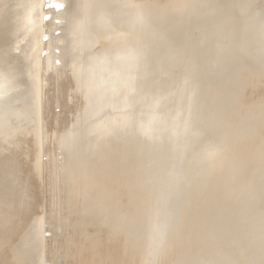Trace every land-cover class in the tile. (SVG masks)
I'll list each match as a JSON object with an SVG mask.
<instances>
[{"label":"bare ground","instance_id":"obj_1","mask_svg":"<svg viewBox=\"0 0 264 264\" xmlns=\"http://www.w3.org/2000/svg\"><path fill=\"white\" fill-rule=\"evenodd\" d=\"M66 1L67 3L71 2V7L69 6L66 12L76 17V21L70 24L66 30L68 32L67 36L70 35L67 38L70 49L77 50L75 57L72 58L79 61L86 57L87 53H91L85 59L86 62H83L88 75H90L88 77L92 80L86 88L83 87L84 91L92 97L93 102L89 104L91 109L84 120L90 131L89 134L87 133L88 135L83 133L88 138L81 146V151L84 153L83 158L81 157L80 161L73 160L69 171L67 170L68 168L66 169V172L68 171L71 176V179L67 180L71 181L69 189L73 199L71 210H69L72 216L82 218L81 220L78 219V221H72L71 230H73L74 236L76 235L72 240L75 239L82 242L83 264H145L150 257L160 260L157 264H264V239L256 232H253L252 238L255 239L256 250L255 254L249 253L248 251H251V248L244 244V238L249 235L250 229H247L248 227L240 221L242 220L241 217V219H237L235 210H238V208H228L227 213L226 211H220L225 209L217 205L216 196L215 203L214 200H208L205 203L192 204L191 213L180 223L178 232H171L174 225L170 221L165 232L166 234L171 232L169 235L155 233L156 218H168L172 212L168 210V205L165 201H163L164 203L160 202L161 197L152 196L150 199L148 197L145 199L139 197V193L145 192L147 194L146 187L149 188L151 186V179L145 182V177H140L142 180L139 181L132 177H135V174L138 177L146 175L144 172L148 170L145 167L150 159L148 156L149 152H151L150 157L152 158L154 156L152 155L153 151L156 153V151L167 149L166 143L159 140L156 141L157 135L162 134V129L156 127V123L160 118L158 115L153 116L148 112L142 121V124H144L142 129L130 131H140V133L138 132V138L133 137L132 132L131 137L126 136L127 141L123 142V138L118 133V128L126 124L128 130L133 129L131 118H125L126 116L120 111L115 117L108 116V102L110 101H108L106 94L97 91L100 80L103 81L104 78H108V86L115 92L116 97L127 100V103L133 101V97H136V95L131 93L133 90L130 86L137 73V68H131L134 49H123L121 44L118 45L117 40L136 32L138 13L140 11L142 13L143 10H139V6L134 7L135 0ZM148 1L151 2L144 4V7L148 6L147 8L149 9L147 12L149 19L146 20L145 24L149 23L152 31L162 32L164 48L163 50H158L160 51V58L166 57L172 68L178 72L179 75L177 73L176 75L185 77V81L179 83V85L176 83L170 84V81L164 83L165 80L163 81L162 79L159 81L155 80L152 83L154 81L152 79L149 81V83L151 82L148 87L149 94L137 96L136 98L139 97L140 99L144 96L142 99L146 100V97L152 95L153 101H159L160 103L163 100L166 101L165 98H167L171 89L185 95L189 94V99L193 101L198 97V94L204 95L210 101L217 103L212 111L200 115L202 110L197 109L195 105L194 107L188 106L186 108V114L190 117L189 120H193L196 114H198V118L201 116L202 123L194 127L197 132L208 131L209 135L207 137L211 136L208 139L205 138L206 142L204 139L200 140L199 148L197 149L202 150L209 140L218 141L219 138L228 140L227 137L224 139L223 136L226 135L222 134H225L227 130L245 127L246 117L244 118L243 111L241 112L239 109H231L229 111L231 113L224 110L225 114L228 115L229 121H223L219 127L218 117L223 112H219V109L223 108L222 105L225 100L223 101L220 95L218 96V93L223 92L222 90L225 88L224 86L222 89L219 88L220 85H223V82L216 76H223L224 71L227 70H222V67L230 63L232 74L238 76V79H243L247 76L264 77V54L249 57L243 60L242 63L229 60L231 53L225 54L224 52L226 51H223V46H228L226 43L232 37L230 32L231 22L225 19L230 14H226L221 20L217 19L215 9L210 7L209 4L206 6L208 0ZM61 4L64 3L62 2ZM38 6L39 0H0V236L2 237L0 242L3 245L12 242V238L14 240V237L20 236V233H23L27 228L26 222L37 213L35 203L38 199V159L33 156L32 158L30 157V146L28 147L26 144H28V139L35 140L36 133L34 130L38 122L36 109L38 108L36 106L38 90L33 83L35 60L30 51L38 40L36 36L38 34V15L35 17V11ZM63 6L65 7V5ZM174 9L182 11L176 14ZM221 9L222 7L219 6V10ZM198 13L199 16L192 15ZM255 16H257V13ZM112 18L118 20L117 26L116 24L113 27L110 25ZM190 19L191 24L189 25ZM96 24H99L98 28L92 30ZM156 25L157 28L152 29ZM205 27L207 28L203 33ZM219 33L220 40H217L216 37ZM103 42L109 44L108 49L105 48L100 53L91 52L92 49ZM224 42L225 45L223 44L220 48L221 53H219L217 47H220V44ZM241 47H243V44ZM194 52L198 53V57L193 58L192 53ZM214 58L220 60V63H217L219 67L216 69L219 72L213 75L215 76L213 81H208L205 80L204 70L214 67ZM109 63L111 65L110 68L108 67ZM122 68H126V79H123V76H117ZM250 69H253V73L249 71ZM104 70H108L111 75L102 76L104 75ZM244 70H247L246 74ZM173 85L176 88H172L171 86ZM259 86L264 92V83L262 82ZM233 90V87L231 91L225 89V95H230L229 99L227 98L228 105L232 101L235 106H244L243 98L239 99V97L234 98L231 96L232 93L229 92ZM88 110L86 111L88 112ZM102 112H105V115L98 123L97 119L101 118V116L95 119L93 114ZM230 120L232 121L230 122ZM258 123L260 126L262 125L261 130L247 138V140H243L239 148L224 153L225 147L217 146L215 153L220 155L221 164H225L223 162L237 163L243 160L247 165L254 167L259 163L258 161L264 158V109L260 113ZM228 124L230 127L224 130L222 127L229 126ZM211 125H215V127L211 128ZM129 126L132 127L128 128ZM191 137L195 142L196 137H194V134ZM33 143L34 145L36 144L34 141ZM80 143H82V140ZM78 144H76L77 148ZM242 144L248 146L246 147ZM159 154H163V151ZM244 157L246 158L244 159ZM199 158L201 159L200 156ZM200 159H198L199 161L196 160V162L203 164ZM201 160L208 161L206 157ZM143 162H146V165L145 163L143 165L144 167L140 164ZM208 168L210 169L206 172L208 175L207 185L210 186V190L225 192L226 187L235 184L232 188L233 193L230 195L236 197L240 192H243L242 185L240 183L236 185L235 172L230 171V173L222 175L224 168L221 169L220 165ZM211 177L212 181H210ZM248 182L243 184L247 185ZM124 190L130 193L134 191L137 196L126 199L123 202L121 196ZM68 198L71 200L70 196ZM259 199L260 202H264V197H259ZM224 202L231 203L233 207L240 204H233L232 200L227 198ZM261 206H264V204L260 203L255 208L258 209ZM157 207L160 208V213L156 212ZM119 211L127 212L128 217H120L117 214ZM200 214L204 215V217L201 218ZM134 216L146 221V226L141 224L142 232H138L135 229V226L139 227L140 222L135 223L134 221L131 223L128 221ZM88 217L95 219L97 224L94 225L95 229L87 222ZM125 220H127L126 224H122L121 222ZM204 220L207 223L201 225V229H196L195 225L203 223ZM217 220L238 221L240 224L238 228L229 226L212 227L214 221ZM24 221L25 223L23 224H26L24 225L26 228L23 230L22 222ZM177 235L179 236L177 238L179 242L177 243L180 246H185L184 248L187 252L185 253L184 249L181 252H177V254L171 255L169 259L167 258L169 256L168 252H165L162 259L163 248L168 250L172 248L171 243L169 244L167 240L173 239ZM25 237L28 239L24 240ZM25 237L23 236L20 241L22 244H17L20 249L29 242V235L27 234ZM16 240L19 241L18 238ZM36 241L38 242V240ZM166 243L169 247L165 246ZM146 244L147 247L153 246L152 244L156 245V248H159L156 253L161 258L155 256L154 251L147 250L146 252ZM236 244L239 247H236ZM246 247H248V251ZM187 255H191V257L187 258ZM68 260L70 261V259Z\"/></svg>","mask_w":264,"mask_h":264},{"label":"rangeland","instance_id":"obj_2","mask_svg":"<svg viewBox=\"0 0 264 264\" xmlns=\"http://www.w3.org/2000/svg\"><path fill=\"white\" fill-rule=\"evenodd\" d=\"M135 1L134 7L139 6V10H143L142 13L141 11L138 13L136 32H133L132 35L128 37L125 35L116 40L118 45L121 44L123 49H134V58L131 61V68H137V73L135 74L136 77L134 81L130 83V86L133 90L131 93L136 95V97H140L149 94L148 87L151 84L149 81L152 79H154L152 83L155 82V80L159 81L162 79L163 81L165 80L164 83L170 81V84H179L185 81V77L183 78L182 76L176 75L178 72L172 68L166 57L160 58L161 55L158 50H163L164 48V41L161 35L162 32L160 31V33H158L157 31H152L150 29V24H145L146 20L149 19V15H147L149 9L147 5V7H144V4H149L151 1ZM62 2L64 4H61ZM58 4L60 5L59 8H57ZM208 4L215 9L217 19L219 20L226 14H230V16L225 19L231 22L232 27L230 32L232 33V37L226 43L228 46H226L224 42L220 44V47H217L219 53H221L220 48L224 44L223 51H226L224 53H231L229 60L238 61L240 63L249 57L261 56L264 54V0H208L206 6H208ZM63 5H65V7ZM69 6L71 7V2L69 1L67 3L66 0H39V6L35 11V17L38 15V34L36 35L38 40L30 51L35 60V77L33 83L38 90V95L36 97L38 122L34 130L36 133L35 138L33 137L35 139L33 141L36 144L34 145L33 141L28 139V144L26 145L28 147L30 146V157L32 158L33 156L38 159V199L35 203L37 213L33 218L30 217L28 220L29 222H26L27 225L23 224L26 220L22 222V227H24L23 230L26 226L27 228L23 233H20V236L14 237L15 242H13V238L11 240L12 242L7 245H3L0 242V264H83L84 258L83 255H81V253L83 254L81 247L82 242L75 239L72 240V238L76 236H74V232L71 230L73 222L76 220L78 221V219L81 220L82 218L72 216L70 211L73 199L70 195L71 191L69 189V184L71 181L69 180L71 176L68 171L73 160L80 161L83 158L84 153L81 151V146L88 139L86 135H88L90 131V128L86 125L84 120L91 109L89 104L93 102L92 97L84 91L83 87L86 88L92 80L91 78L89 79L88 76L90 75H88V71H86V66H84L83 62L91 53H87L85 55L86 57H83V59L79 61L72 58L75 57L77 50L70 49V44L67 39L70 35L67 36L68 32L66 30L70 24L76 21V17L66 12ZM219 6L222 7L221 10H219ZM174 10L176 14L182 11L179 9ZM199 13L192 15L199 16ZM256 13L257 16H255ZM141 19L144 23L141 22ZM110 23L112 27L114 24L117 26L118 20L112 18ZM188 23L189 25L191 24V19ZM98 26L99 24H96L92 30L97 29ZM156 28L157 25L152 29ZM206 28L207 27L204 28L203 33ZM216 38L220 40V33ZM242 44L243 47H241ZM108 46L109 44L103 42L99 44L98 47L92 49L91 52L100 53L105 48L108 49ZM192 56L193 58L198 57V53L194 52ZM213 62L214 67L204 70L205 80L213 81V77H215L213 75L219 72L216 69L219 67L217 63H220V60L214 58ZM108 67H111L110 63ZM222 70L227 71H224L223 76H216L223 82V85H220L219 88L222 89L224 86L226 90L229 89L231 91L233 87L234 90L229 93H232L231 96L234 98H243L244 106H235L232 101L231 104L228 105L227 98L229 99L230 95H225V89L222 90L223 92H219L222 95L218 93V96L220 95L223 101L225 100V103L222 105L223 108L219 109V112L223 111L218 117V122H220L219 127L223 121H229L228 115L225 114L224 110L229 112L231 109L243 111L244 118L246 117L245 127H239V130H227L225 134L222 135H226L223 137L224 139L227 137L228 140H223L219 137L218 141L209 140L202 150L197 149L199 148V141L204 139L206 142V139L211 136L207 137V135H209L208 131H203V133H201V131H199L200 133L197 132L194 127L202 123L200 119L201 116L198 118V114H196L193 120H189L190 117L186 114V108L188 106L194 107L195 105L197 109L202 110V113L200 111V115L207 114L217 105L215 101H210L208 97L206 98V96L198 94V97L193 101L189 99V94L185 95L171 89L167 98H165L166 101L163 100L160 103L159 101L154 102L152 95L146 97V100L142 99L144 96L140 99L139 97H133V101L127 103V100L116 97L114 94L115 92L108 86V78H104L103 81L100 80V86L98 85L97 91L106 94L108 101H110L108 102V116L115 117V115L117 116L121 112L126 116L125 118H131L133 129L131 128L128 130L126 124L118 128V133L123 138V142L127 141L126 136L131 137V133L133 132H130L131 130L142 129L144 126L142 121L148 112L153 116L158 115L160 118L157 122L158 124L156 123V127L162 129V134L157 135L156 141L159 140L166 143L167 149L162 150L163 154H159L162 151H156V153L153 151L152 155L154 156L152 158L150 157L151 152H149L148 156L150 159H147V165L146 162L140 163L142 167H144L143 165L145 163V168L148 169L146 170L147 172H144L146 175H140L138 177V175L135 174V177H132L138 179V181L142 180L140 177H145V182L151 179V186L149 188L146 187L147 194L145 192L139 193V197L144 199L147 197L150 199L152 196L161 197L160 202L165 201L168 205V210L172 212L168 218H156V223L154 225L155 233L167 235L168 232L167 234L165 232L166 229H168L167 225L170 221L172 225H174L171 232H178L180 223L191 213L192 204L205 203L208 200H214L215 203L216 196V200L219 202H217V205L225 209L220 211H226L227 213L228 208H238V210H235L237 219L242 218L240 221L248 227L247 229H250L249 235L244 238V244L251 248V251H248V247H246L249 253L255 254L256 246L255 239L252 238V233L256 232L264 239V206L258 209L255 208L260 203L264 204V202H260L259 199V197H264V158L258 161L259 163L254 167L247 165L243 160L237 163L223 162L225 164H221L220 162L222 160L220 155L215 153V149L218 145H221L225 147L223 150V152L225 151L224 153L229 150H235L241 146L243 140H247V138L257 134L261 130L262 125L260 126L258 121L260 113L264 109V92L259 85H261L262 82L264 83V77L258 78V76H256V78L255 76H247L246 78L238 79V76L232 74L233 71H231L232 67L230 63L222 67ZM249 71L253 73V69ZM244 72L246 74L247 70H244ZM103 74L102 76L106 77L111 75L108 70H104ZM117 76H123V79H126V68H122ZM171 87L176 88L174 85ZM93 101L95 102L94 98ZM86 110H88V112ZM104 115L105 112L93 114L95 119L101 116V118L97 119L98 123ZM231 121L232 120H230V122ZM84 123L85 125H83ZM212 127L214 128L215 125H211V128ZM228 127H230V125L222 128L226 130ZM138 132L140 133V131ZM138 132H133L137 134L135 135L132 133L133 137L135 136L138 138ZM83 133H86V135ZM192 134L196 137L195 142L191 139ZM202 134H204L203 137ZM81 140L82 143H80ZM76 144H78L79 149L76 147ZM242 145L248 146L246 144ZM199 156L201 159H205L206 157L208 161L205 162L201 160ZM245 158L246 157H244V159ZM198 159H200L203 164L196 162V160L199 161ZM219 165L222 167L221 169L224 168L222 175L225 173L228 174L230 171L235 172L236 185L240 183L243 188V192H240L238 196L232 197L230 195L233 193L232 188L235 184L226 187L225 192H215L213 189H209L210 186L207 185L208 175L206 174L210 169L208 167ZM66 169L68 170L67 172ZM210 181H212V177ZM244 182H248L247 185H244ZM227 188H229V190H227ZM68 196L71 197V200ZM134 196H137L134 191L130 193L124 190L121 197L124 202L126 199ZM226 198L231 199L233 204H240L233 207L231 203L224 202ZM189 204L190 206H188ZM160 211V208L157 207L156 212L160 213ZM117 214H119L120 217H128L125 211H119ZM200 216L201 218L204 217L202 214H200ZM132 219L128 221L131 223L134 221L135 223L140 222L139 227L135 226V229L138 232H142L141 224L146 226V221H142V219H138L135 216ZM87 222L92 228H96L94 225L97 224L93 217H88ZM126 222L127 220L121 223L126 224ZM206 223L207 221L204 220L203 223L195 225V228L201 229V225ZM239 224L238 221L229 222L226 220H217L214 221L212 227L219 228L229 226L238 228ZM27 234L29 235V242L20 249L17 244H20L23 236L25 237ZM178 237L177 235V237L167 240L169 244L171 243L172 248L170 250L163 248V252L161 253L162 259L165 252H168L169 256H167V258L169 259L171 255L177 254V252H181L185 249V246H180V244L177 243L179 242V240H177ZM17 238L19 241L16 240ZM0 239H2L1 236ZM26 239L28 238L25 237L24 240ZM36 240H38V242ZM71 245L75 247H71ZM152 245L151 247H147L146 244L145 251H154L155 256L161 258V256L156 253L159 251V248H156L154 244ZM167 245L166 243L165 246ZM235 246L239 247L238 244ZM74 248L77 249L75 250ZM184 252L186 253L187 250L185 249ZM186 257L190 258L191 255H187ZM158 262H160V260L150 257L146 260L145 264H157Z\"/></svg>","mask_w":264,"mask_h":264},{"label":"snow or ice","instance_id":"obj_3","mask_svg":"<svg viewBox=\"0 0 264 264\" xmlns=\"http://www.w3.org/2000/svg\"><path fill=\"white\" fill-rule=\"evenodd\" d=\"M59 7H60V5L58 4V5H57V8H59Z\"/></svg>","mask_w":264,"mask_h":264},{"label":"water","instance_id":"obj_4","mask_svg":"<svg viewBox=\"0 0 264 264\" xmlns=\"http://www.w3.org/2000/svg\"><path fill=\"white\" fill-rule=\"evenodd\" d=\"M81 255H83V254H81Z\"/></svg>","mask_w":264,"mask_h":264}]
</instances>
